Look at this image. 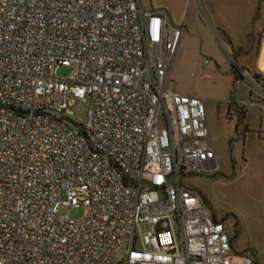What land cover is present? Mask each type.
Listing matches in <instances>:
<instances>
[{"label":"built area","instance_id":"1","mask_svg":"<svg viewBox=\"0 0 264 264\" xmlns=\"http://www.w3.org/2000/svg\"><path fill=\"white\" fill-rule=\"evenodd\" d=\"M183 27L141 0H0V264H254L181 183L219 169L204 98L169 78ZM258 70L230 105L264 118Z\"/></svg>","mask_w":264,"mask_h":264},{"label":"rangeland","instance_id":"2","mask_svg":"<svg viewBox=\"0 0 264 264\" xmlns=\"http://www.w3.org/2000/svg\"><path fill=\"white\" fill-rule=\"evenodd\" d=\"M148 11L162 10L173 26L183 27L169 78L180 93L204 98L207 125L217 153V171L181 178L211 216L221 220L233 249L264 264V118L247 100L250 79L260 76L264 41V0H141ZM208 57L207 67L199 65ZM71 71L60 67L56 76ZM257 80V79H256ZM74 118L83 119L78 101ZM244 110V111H243ZM247 115L249 129L242 121ZM75 220L84 208H62Z\"/></svg>","mask_w":264,"mask_h":264},{"label":"bare ground","instance_id":"3","mask_svg":"<svg viewBox=\"0 0 264 264\" xmlns=\"http://www.w3.org/2000/svg\"><path fill=\"white\" fill-rule=\"evenodd\" d=\"M259 67L264 71V41L261 49V55L259 57Z\"/></svg>","mask_w":264,"mask_h":264},{"label":"crops","instance_id":"4","mask_svg":"<svg viewBox=\"0 0 264 264\" xmlns=\"http://www.w3.org/2000/svg\"><path fill=\"white\" fill-rule=\"evenodd\" d=\"M258 66H259V59H258ZM259 68H260V67H259ZM177 92H178V91H177ZM241 119H242V121L246 124L247 129H249V123L246 122V121H247V120H246V119H247V115H246L245 112L242 114ZM216 156H217V153H216Z\"/></svg>","mask_w":264,"mask_h":264},{"label":"trees","instance_id":"5","mask_svg":"<svg viewBox=\"0 0 264 264\" xmlns=\"http://www.w3.org/2000/svg\"><path fill=\"white\" fill-rule=\"evenodd\" d=\"M256 79L258 80V77ZM214 219L218 220L216 217H214ZM254 264H256L255 261H254Z\"/></svg>","mask_w":264,"mask_h":264}]
</instances>
